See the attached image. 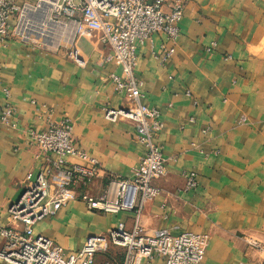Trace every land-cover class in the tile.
<instances>
[{
    "label": "crops",
    "instance_id": "1",
    "mask_svg": "<svg viewBox=\"0 0 264 264\" xmlns=\"http://www.w3.org/2000/svg\"><path fill=\"white\" fill-rule=\"evenodd\" d=\"M24 1L37 0H19ZM174 3L183 6L178 39L159 31L137 43L141 101L160 112L163 129L155 140L167 160L166 173L154 181L161 194L143 205L140 224L150 234L166 229L173 235H209L201 264H262V252L248 241L264 243V0H167L168 6ZM99 37L78 40L84 65L63 49L17 39L0 44L3 225H11L8 209L21 196L28 174L34 178L45 165L31 145V132L49 120L69 118L76 146L100 164L99 175L78 187L80 194L100 195L109 174L131 178L144 158L135 124L105 116L106 107H136L114 89L109 75H121L122 68L105 60L110 50ZM6 104L15 109L14 126L1 121ZM67 160L91 166L77 157ZM191 172L197 186L186 190ZM135 222L134 211L104 214L76 200L33 229L77 251L90 236L120 224L132 230ZM124 256V248L112 245L96 255L95 264H122ZM164 263L159 257L142 262Z\"/></svg>",
    "mask_w": 264,
    "mask_h": 264
},
{
    "label": "built area",
    "instance_id": "2",
    "mask_svg": "<svg viewBox=\"0 0 264 264\" xmlns=\"http://www.w3.org/2000/svg\"><path fill=\"white\" fill-rule=\"evenodd\" d=\"M182 18L183 6L180 3L168 6L167 0H37L33 3L0 0V44L17 39L43 49H63L72 60L84 65L77 42L100 33L101 44L110 50L105 60L116 61L122 68L121 75H109L114 89L124 92L136 107L134 110L106 107L105 116L112 122L125 119L134 123L137 139L146 147V154L131 178L109 174L104 191L93 196L80 194L78 187L91 183L101 167L95 158L76 146L72 121L49 120L41 131H32L31 145L44 158L45 165L34 178L28 174L21 196L9 207L11 225L0 221V262L95 264L96 255L113 245L125 249L122 264H142L155 257L162 258L164 264H201L209 235L193 232L173 235L166 229L150 234L139 220L143 205L161 194L154 181L166 173L167 160L155 140L163 129L160 112L141 101L142 82L135 75L137 43L151 40L159 31L169 39H178ZM173 52L171 49L167 56ZM5 93L9 91L5 89ZM14 113L15 109L6 104L2 123L14 126ZM70 156L88 161L91 166L71 164L67 160ZM196 186V173L191 172L186 176L184 188L191 190ZM76 200L104 214L134 211V227L127 230L120 224L106 234L90 236L77 251L34 233L36 222ZM248 242L262 252L264 264V243L253 239Z\"/></svg>",
    "mask_w": 264,
    "mask_h": 264
}]
</instances>
